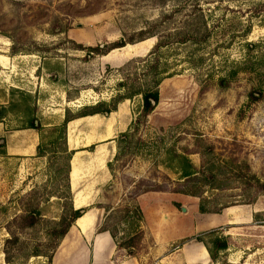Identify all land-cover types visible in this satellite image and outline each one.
Listing matches in <instances>:
<instances>
[{"label":"rangeland","instance_id":"1","mask_svg":"<svg viewBox=\"0 0 264 264\" xmlns=\"http://www.w3.org/2000/svg\"><path fill=\"white\" fill-rule=\"evenodd\" d=\"M141 90L159 94L148 116ZM100 104L116 107L71 120L66 142V116ZM193 175L201 196L130 200L134 180L172 189ZM260 184L264 0H0V264H264ZM128 203L143 210L135 257L100 231ZM70 204L88 225L53 246ZM32 210L39 221L21 227ZM199 238L228 248L213 263Z\"/></svg>","mask_w":264,"mask_h":264},{"label":"trees","instance_id":"2","mask_svg":"<svg viewBox=\"0 0 264 264\" xmlns=\"http://www.w3.org/2000/svg\"><path fill=\"white\" fill-rule=\"evenodd\" d=\"M191 38V37H189ZM188 39L187 37L181 38V41H186ZM131 41V40H130ZM129 41L120 39L110 44V46L107 48V50H102L103 45H97L96 47H93L92 49H95L97 53H105L107 51H110L115 48L123 47L125 46ZM163 44L159 43L157 44V48L161 47ZM221 83H226L225 79H221ZM228 84V83H227ZM138 93L143 94V109L142 114L144 116H148L150 112L152 111L153 105L158 102L159 100V94L158 91H151V90H141ZM250 98L252 100H257V98L254 93H250ZM104 104H100L99 106L95 107L93 106L91 108L90 112H83L81 115L75 116V115H69L66 116L64 122L61 124L60 129L63 133V139L67 142V125L68 123L75 119L76 117L85 116L88 114H97V113H104V112H111L115 109L116 106H113L112 108L108 107L104 110L100 108V106H103ZM34 121L31 122V127H35ZM57 129V128H55ZM67 151V150H66ZM73 152H67V174L65 176L66 180V188L71 190V184H70V169H71V158ZM38 155H44L43 151L40 150V147L38 148ZM197 181H199V177L197 175L189 176L184 179L183 183H178L176 187L169 189L163 184H159L158 182H154L151 180H146L143 178H140L138 180H134L131 193L129 194L130 200L134 201L139 195L149 192V191H175V192H181L186 194H191L195 196H201L203 194V189L201 190H194L195 187H197ZM260 189L264 190V184H260ZM63 213L60 217V219L55 222V225L52 226L48 233L50 235V238L52 240V245L56 246L57 243L64 238L71 227L75 224L76 220L83 216L86 212L85 208H76L74 205H65L63 207ZM201 211L205 212L208 211L204 206H202ZM108 211H110V208H107ZM124 212L123 215H121L119 218L117 217V221L115 223L117 224H105L102 228H100V231H108L113 239L116 242V248L117 250H125L126 254L132 257L136 256V249H138L144 239H145V231L142 228V221H143V210L142 207L139 204L136 203H128L126 204L122 209H119L118 212ZM40 218V213L36 210L29 211L23 215L20 216V219L23 221L21 224V227H27V226H34ZM122 221H127L130 228L128 232L124 235H122L120 238H118V230H119V223ZM126 222V223H127ZM199 241H202L205 243L207 250L210 255V260L214 263L218 260V255L220 251H224L228 248V244L226 242H222L219 239L212 240V246L209 245V243H206L203 238H199ZM33 255H40L39 251H35Z\"/></svg>","mask_w":264,"mask_h":264},{"label":"bare ground","instance_id":"3","mask_svg":"<svg viewBox=\"0 0 264 264\" xmlns=\"http://www.w3.org/2000/svg\"><path fill=\"white\" fill-rule=\"evenodd\" d=\"M78 164L75 160L71 161V179H77Z\"/></svg>","mask_w":264,"mask_h":264},{"label":"crops","instance_id":"4","mask_svg":"<svg viewBox=\"0 0 264 264\" xmlns=\"http://www.w3.org/2000/svg\"><path fill=\"white\" fill-rule=\"evenodd\" d=\"M70 174H71V169H70ZM70 174H69V175H70ZM70 183H71V182H70ZM84 216H86V214H84L83 217H82V216L79 217V218H81V219H84L83 222H82L81 224H79V218H78V219L76 220V222H75V223H76L77 225H79L80 227H86V226L88 225L87 223H88L89 218L85 219ZM81 225H82V226H81Z\"/></svg>","mask_w":264,"mask_h":264}]
</instances>
